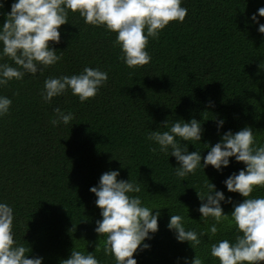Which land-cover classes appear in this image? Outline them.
I'll return each mask as SVG.
<instances>
[{"label":"trees","instance_id":"obj_1","mask_svg":"<svg viewBox=\"0 0 264 264\" xmlns=\"http://www.w3.org/2000/svg\"><path fill=\"white\" fill-rule=\"evenodd\" d=\"M13 2L4 0L0 24ZM181 6L188 10L184 22H170L158 38L150 37L151 61L135 69L124 64L116 33L68 11L60 43L49 42L61 59L42 74L0 86V96L12 101L0 117V202L13 208L14 239L30 249L28 258L62 264L72 250L94 253L97 245L99 264H115L104 252V236L95 232L101 210L89 191L109 170L138 184L133 195L145 206L161 207L158 231L144 241L150 247L134 253L137 264H183L195 255L203 264H219L211 245L238 235L229 217L209 239L212 221H200L196 189L204 191L208 178L232 197V203L221 202L230 214L243 197L228 192L223 181L244 164L230 158L221 172L209 165L182 180L175 175V157L153 153L158 145L147 136L168 130L165 121L170 126L195 118L204 129L201 140L182 143L188 152L200 151L201 163L209 151L205 143L214 145L228 130L251 127L258 145L264 144V34L251 20L264 0H182ZM258 20L264 23V17ZM0 63L15 67L7 57ZM86 66L108 73L94 98L81 103L69 90L50 102L42 99L46 78L79 74ZM56 108L74 119L53 127ZM220 119L225 122L218 132ZM251 195L264 196V188ZM170 215L182 216L186 229L204 231L201 243L192 249L178 242L167 227Z\"/></svg>","mask_w":264,"mask_h":264},{"label":"clouds","instance_id":"obj_2","mask_svg":"<svg viewBox=\"0 0 264 264\" xmlns=\"http://www.w3.org/2000/svg\"><path fill=\"white\" fill-rule=\"evenodd\" d=\"M181 5L182 0H14L0 24V59L7 57L15 67L0 63V86L22 80L26 74H42L61 59L49 42L60 43V26L68 22V11L78 13L85 24L116 33L115 42L124 64L135 69L151 61L146 50L150 37L158 38L170 22H184L188 10ZM3 7L4 0H0V9ZM258 17H264V7L251 15L252 22L258 24L257 31L264 34V23ZM107 81L106 71L86 66L79 74L46 78L41 97L50 102L70 90L84 103L94 98ZM11 103L10 98L0 96V117L9 113ZM54 112L53 127L68 125L74 119L71 112L59 108ZM224 122L217 121L218 132ZM162 125L168 130L151 131L147 139L158 145V149H152L153 153L175 157L179 165L174 168L175 175L182 180L209 165L221 172L229 166L230 158L244 164L243 169L223 181L228 192L243 197L233 204L231 213H224L221 202L232 203V197L226 198L208 178L204 191L194 187L202 202L197 211L200 221H212L207 232L209 239L216 236L217 226L229 217L238 233L233 241L222 239L211 245L210 256L219 264H260L264 261V196L251 194L254 189L264 188V144L258 145L251 127L236 132L228 130L214 145L205 143L209 151L201 163L200 151L188 152L187 144L182 143L201 140L204 129L198 120L192 118L183 123L177 120L170 126L165 121ZM119 175V170L104 172L98 184L89 189L97 197L95 204L102 217L96 222L95 232L104 236V252L111 253L115 264H137L134 253L150 247L144 241L152 239L151 234L158 231L161 207L145 206L138 195H133L140 192V186L130 179H117ZM13 220V208L0 202V264H42V257L28 258L30 249L14 239ZM167 227L178 242L187 241L192 249L206 235L204 231L198 234L186 229L180 215H170ZM94 253L72 250L62 264H99ZM183 264H203V261L195 255L191 260L184 257Z\"/></svg>","mask_w":264,"mask_h":264}]
</instances>
